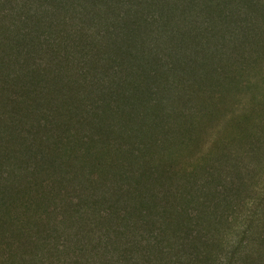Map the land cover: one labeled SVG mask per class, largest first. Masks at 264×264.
<instances>
[{"label":"trees","instance_id":"trees-1","mask_svg":"<svg viewBox=\"0 0 264 264\" xmlns=\"http://www.w3.org/2000/svg\"><path fill=\"white\" fill-rule=\"evenodd\" d=\"M261 34L264 0H0V264L62 226L144 229L132 264H264V203L218 213L229 148L264 154V97L197 155Z\"/></svg>","mask_w":264,"mask_h":264},{"label":"rangeland","instance_id":"rangeland-1","mask_svg":"<svg viewBox=\"0 0 264 264\" xmlns=\"http://www.w3.org/2000/svg\"><path fill=\"white\" fill-rule=\"evenodd\" d=\"M254 46L257 50L251 53L250 63L243 64L239 71L234 70V76L238 82H233V86L225 88L222 95L224 102L221 105V113L205 130L204 142L198 150V156L209 151V146L216 139L215 137L228 134L227 130L233 132L236 129L235 126L240 124L239 119L244 124L247 122L246 125L249 127L255 119L256 121L259 119L260 114L256 110H252L249 105L255 101L261 103L260 101L264 97V35L261 34L255 40ZM246 69L249 71L248 73H240ZM244 117H247V121H244ZM216 123L221 126L222 133L218 134ZM211 125H214L213 128ZM249 141H253V139L250 138ZM229 151L233 152L232 157H237L236 155L240 157L224 162V182H222L224 188L221 185L218 190L224 191L227 202L224 201L221 204L218 213L225 214L226 219L228 218L232 223L236 218L240 220L248 215L259 217L262 213H255V211L264 203L261 194L264 190V154L261 157L256 156L251 152L249 144H245V149L242 148L239 153L233 147L229 148ZM236 166H238L237 169ZM212 196L215 197L213 194ZM127 211L132 212L131 209ZM41 214V220L44 221L45 218H48L46 213ZM117 214L125 215L124 210ZM196 214L194 213V215ZM17 216H19L18 213ZM50 217L59 220L61 214L56 213ZM114 222L115 219L112 223L114 224ZM58 224L59 222L55 225ZM114 225H117V221ZM225 227L227 226L224 225V229ZM47 229L49 231V228ZM105 231L104 227L96 229V236L101 240L98 243V241L90 242L87 237L76 233V231L68 230L66 232L65 226H62L58 232L54 231L52 234L49 232V236L43 239L44 244H47L45 246L47 250L39 252L38 258H32L28 251L20 252V256L27 259L29 264H132L125 261V256L136 257L137 248L141 250L147 242V233L144 229H134L133 227L126 229L121 226V232L125 231L126 238L117 247L110 248L105 240ZM68 237L71 238L68 239ZM10 243L11 241H0V252L2 251L0 254L7 252ZM258 246L259 244H256V247ZM98 253L103 257L96 256Z\"/></svg>","mask_w":264,"mask_h":264}]
</instances>
